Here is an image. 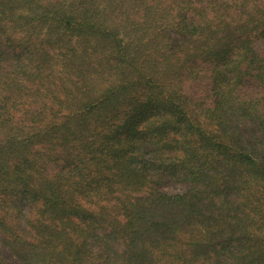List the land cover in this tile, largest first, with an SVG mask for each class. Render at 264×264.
<instances>
[{"label":"trees","instance_id":"1","mask_svg":"<svg viewBox=\"0 0 264 264\" xmlns=\"http://www.w3.org/2000/svg\"><path fill=\"white\" fill-rule=\"evenodd\" d=\"M0 246L264 264V0H0Z\"/></svg>","mask_w":264,"mask_h":264},{"label":"rangeland","instance_id":"2","mask_svg":"<svg viewBox=\"0 0 264 264\" xmlns=\"http://www.w3.org/2000/svg\"><path fill=\"white\" fill-rule=\"evenodd\" d=\"M162 188L165 190V191H167V192H175V191H177V190H179V189H181V187L180 186H171V185H164V186H162ZM7 254V251H5L1 246H0V254ZM13 260V259H12Z\"/></svg>","mask_w":264,"mask_h":264}]
</instances>
